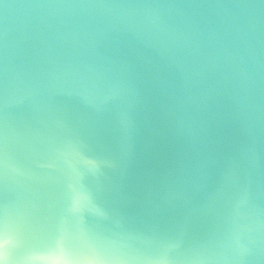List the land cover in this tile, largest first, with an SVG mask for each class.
Segmentation results:
<instances>
[{
	"label": "water",
	"instance_id": "water-1",
	"mask_svg": "<svg viewBox=\"0 0 264 264\" xmlns=\"http://www.w3.org/2000/svg\"><path fill=\"white\" fill-rule=\"evenodd\" d=\"M64 237L264 264V0H0V264Z\"/></svg>",
	"mask_w": 264,
	"mask_h": 264
},
{
	"label": "snow or ice",
	"instance_id": "snow-or-ice-1",
	"mask_svg": "<svg viewBox=\"0 0 264 264\" xmlns=\"http://www.w3.org/2000/svg\"><path fill=\"white\" fill-rule=\"evenodd\" d=\"M59 242H61V237L56 235L49 237L48 247L46 249V252H48L49 254H55L56 245ZM63 244H64V255L66 258L61 261V264H74L72 256L73 254L82 252V241L71 237H64Z\"/></svg>",
	"mask_w": 264,
	"mask_h": 264
}]
</instances>
